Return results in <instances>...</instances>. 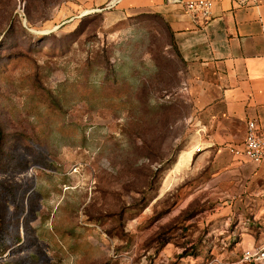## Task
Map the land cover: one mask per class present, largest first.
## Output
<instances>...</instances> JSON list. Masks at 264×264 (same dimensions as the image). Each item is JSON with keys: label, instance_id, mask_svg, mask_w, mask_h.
I'll return each mask as SVG.
<instances>
[{"label": "rangeland", "instance_id": "1", "mask_svg": "<svg viewBox=\"0 0 264 264\" xmlns=\"http://www.w3.org/2000/svg\"><path fill=\"white\" fill-rule=\"evenodd\" d=\"M86 11L0 0V264H246L264 168L195 169L200 83L168 24Z\"/></svg>", "mask_w": 264, "mask_h": 264}, {"label": "crops", "instance_id": "2", "mask_svg": "<svg viewBox=\"0 0 264 264\" xmlns=\"http://www.w3.org/2000/svg\"><path fill=\"white\" fill-rule=\"evenodd\" d=\"M210 1L212 16L201 21L192 19L184 5L166 0H74L93 12L117 7L125 14L156 15L168 24L188 74L200 83L195 124L207 136L205 150L196 147L185 155L197 169L209 153L212 174L227 161L224 151L242 145L249 122L257 121L264 136V0ZM181 159L176 167L180 170Z\"/></svg>", "mask_w": 264, "mask_h": 264}, {"label": "built area", "instance_id": "3", "mask_svg": "<svg viewBox=\"0 0 264 264\" xmlns=\"http://www.w3.org/2000/svg\"><path fill=\"white\" fill-rule=\"evenodd\" d=\"M169 4H182L187 14L194 20H208L212 16L214 2L210 0H166ZM230 153L238 160L254 165L264 164V136L259 133L257 121L248 123L246 137L242 145L230 147ZM246 264H264V241L247 248L242 254Z\"/></svg>", "mask_w": 264, "mask_h": 264}, {"label": "bare ground", "instance_id": "4", "mask_svg": "<svg viewBox=\"0 0 264 264\" xmlns=\"http://www.w3.org/2000/svg\"><path fill=\"white\" fill-rule=\"evenodd\" d=\"M90 13H93V11H90V10L86 11V12L83 13V15L86 16V15H89Z\"/></svg>", "mask_w": 264, "mask_h": 264}]
</instances>
